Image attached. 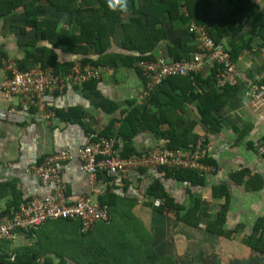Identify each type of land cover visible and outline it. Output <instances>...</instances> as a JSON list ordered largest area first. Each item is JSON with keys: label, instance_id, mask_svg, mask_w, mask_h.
<instances>
[{"label": "crops", "instance_id": "obj_1", "mask_svg": "<svg viewBox=\"0 0 264 264\" xmlns=\"http://www.w3.org/2000/svg\"><path fill=\"white\" fill-rule=\"evenodd\" d=\"M20 1L27 3L31 0ZM133 1L136 3L138 0ZM205 1L211 7L208 14L202 13L200 16L204 22L212 24L228 16L230 0ZM252 1L264 17V0ZM178 2L180 4L177 10L181 15H186L187 8L183 0ZM37 5L44 3L38 0ZM131 6L132 3L126 11L121 12L115 7L120 14V21L115 24L111 44L104 53H96L92 43L85 44L86 55H78L55 48L49 41H39V46L47 47L56 54L59 74H65L68 67L82 62L86 57L96 64H85L101 67L103 70L100 80L92 81L83 88L69 86L59 94L53 106L56 112L53 118L38 119L33 113L28 114L21 110L17 97L9 99L0 94V213L9 210L10 206H16L20 200L45 197L55 190L54 184L44 185L31 170L32 166L40 164L48 155L64 151L75 154L79 148L91 141L105 137L102 134H108L115 139L116 150L121 156L126 143L117 135L130 137L133 132L125 124L127 118L133 116L137 108L147 105L152 115L163 120L164 125L160 131L169 129V123L172 122L182 135L188 134V139H197L196 143L201 138L206 140L207 161L212 167L210 175L205 177L204 184L193 187L187 182L165 178L159 169L133 170L125 177L100 171L97 202L105 194V200L113 205L128 203L126 210L125 206L119 207L121 212L115 215L117 219L114 218L117 225L120 226L121 219L127 216L134 219L135 224L140 222L153 238L152 247L160 256H176L175 259L178 260L176 252L180 253L179 245L181 248L187 238L198 240L201 237V241L223 240L226 250L230 251L228 257L243 261L251 252H255L245 246L241 239L250 235L255 222L264 217V155L258 153V145L264 140V107L258 105L250 95L253 85L264 83V31L256 34L257 31L253 28L254 19L250 26L244 21L242 30L236 33L234 31V39L229 33L224 37L229 49L233 46L240 52L233 62L236 73L230 82L226 104L212 115L220 123L219 130L209 133L202 124L198 101L192 100L191 94H185L190 92L185 83L173 82L164 85L158 96V103L163 104L160 108L140 100L145 88L143 75L137 70L136 64L131 67L129 61H125L126 57L142 55L124 49V26L136 15L139 16V13L130 10ZM136 7L134 5L132 9L136 10ZM99 8L98 0H91L90 6L86 5L82 10L87 17L90 13L98 14ZM24 14L22 5L8 16L0 17V79L5 75V63L15 61L18 65V62L24 61L28 56L27 41L37 39L32 29L26 28L27 34H22ZM77 15L57 13L46 6L39 19H50L57 24V28L74 35L76 31L78 33V26L75 24ZM144 19L141 17L143 23ZM259 22L264 24L260 19L258 24ZM191 24L197 25L189 20L180 21L177 17L171 22L166 16L163 27L168 38L161 41L151 53L154 59H171L169 43L180 45L186 40L182 48H179L180 53L192 57L200 56L196 42L188 36ZM26 64L28 69L40 67L32 61ZM210 73L211 69L206 67L199 75L206 78ZM192 91L199 93L200 88ZM166 143L161 135L144 130L131 135L128 148L135 153H142L157 146H166ZM56 168L61 170L62 183L67 188L66 196L70 202L84 196H95L94 185L81 172L78 159L59 163ZM156 180L163 184L166 193L176 204L188 207L192 205L194 198L200 199L198 214L203 215L204 221L209 216L214 217L222 212L221 208L225 205V228L232 232V238L224 239L212 235L207 231V224L204 222L194 228L146 205L147 190ZM215 188H219L217 195H213ZM155 202L154 205L158 204ZM116 229H107L103 224H98L90 233L82 235L75 223L50 220L29 235L27 231H19L14 239L4 240L0 244V257L13 256L14 259L15 252L25 251L30 257H34L36 264H88L91 259H85L83 254L95 251L100 241L105 242L104 239L109 238L107 234L110 233L112 238L125 235L128 231L126 227Z\"/></svg>", "mask_w": 264, "mask_h": 264}, {"label": "trees", "instance_id": "obj_2", "mask_svg": "<svg viewBox=\"0 0 264 264\" xmlns=\"http://www.w3.org/2000/svg\"><path fill=\"white\" fill-rule=\"evenodd\" d=\"M41 1H43L44 5L40 6L37 5L38 0H31L27 3H23V1L21 2L20 0H0V17L8 16V14H10L18 6L23 5L25 18L24 31L22 34H27L25 30L28 28L34 30L37 36V39L34 41H30V39L27 41L26 44L29 48L27 51L28 56H26L24 61L18 62L20 69H28L26 68V63H31L32 61L41 68L45 69L52 67L56 73L59 72L57 71L58 62L56 54L53 50H50L47 47L39 46V41L41 40L49 41L55 48H59L65 52L78 55L87 54V48L85 45L87 43H92L96 49V53L98 54L104 53L105 50L109 48L115 24L120 21V14L117 12V10H115V7L117 6L118 11L121 12L119 8L121 0H98L100 4L98 14L93 15V13H90L87 17L85 16L82 9L86 5L89 7L91 0ZM126 2L127 8H129L132 3L130 10L136 12L137 14L139 13V16L136 15L134 19L124 26L126 34L124 49L142 54L140 56L133 55L125 58V61H129L131 67L133 65L135 66V64H137V62L140 60L154 59V56L151 53L161 41H165L168 38V35L163 27L166 16L169 20H171V22L177 17L180 19V21L187 22L189 20L195 22L197 25L203 26L206 29L208 36L216 43V45L223 46L224 49L230 54L231 60L233 62L235 61L236 55L240 52V50L233 48V46L232 49L230 48V50L227 47V44L224 42V37H226L229 33L232 34L231 36L234 39V31L235 33L237 31H241L244 27V21H246L247 24L249 23L248 26H250L254 19L255 24L253 28L257 31L256 34L259 35L262 31H264V24H262V22H259L258 24V20L260 19L264 21V17H262L260 12H258L257 7L254 5L252 0H230L228 6V16L226 18H222L219 22L212 24L211 22H204V20L200 18L202 13L208 14L211 7L210 3L205 0H183L184 6L187 8L186 15H181L177 10L180 4L178 0H138L136 3L133 0H126ZM134 5L137 6L136 10L132 9ZM46 6L50 7L57 13L71 15L78 14L75 23L78 26V33L76 31V34L72 35V32L61 30L57 28V24L50 19L40 21L39 15ZM140 16L145 18L144 23L141 21ZM237 24L238 27H236ZM188 36L191 37L193 41H195L194 35L189 32V29ZM186 41H182L180 45H172L169 43L168 48L171 59L177 61L182 59H191L192 56L184 55L179 51V48H182ZM22 43H24V41H22ZM198 51V54H202L200 50ZM81 61L84 64H96L95 61L87 57L83 58ZM222 69L223 66L216 65L212 68L211 73L206 78L199 74L189 75L186 77L169 78L156 88L155 92L151 94L146 102H150L160 108L163 106V104L158 103V96L161 94L164 85L171 84L173 82L185 83L189 86L190 90V92H185V94H191V99L198 101L197 106L203 126L209 133H215L219 130L220 123L217 122V120H215L214 116L212 115L213 113L219 112L225 106L226 96L231 88L230 82H228L223 88H217L215 85L217 78L216 75ZM137 70L140 72L139 69ZM198 87L200 88L199 93L192 91L194 88L197 89ZM146 106L147 105L137 108L135 111L136 113L126 120L125 124L128 126L129 130L133 132V135L144 130L152 131L157 135H161V137L167 142L166 146L169 149L188 148L190 145H194L196 143L197 139H188L187 133L182 135V133L177 130L176 126H174L172 122H168L170 124L169 129L163 132L162 130L160 131V128L164 125L163 120L157 119L155 115H152L151 109ZM148 109L150 117H147ZM102 135L106 138H111L108 136V134ZM117 137H122L124 143H126L125 146L127 147H125V151L121 154L122 158L138 154L128 148L130 137H124L120 134H118ZM159 170L163 172L165 178H171L178 182H187L193 187L202 185L205 182V177L194 171H169L166 169ZM218 190L219 188H215L213 195H217ZM147 194V201L145 204L160 214L171 215L174 220L194 228H197L202 222H204L202 219L203 215L198 214L200 199L194 198L192 205L188 207L186 205L176 204L175 201L168 196L163 184L159 180H156L148 188ZM99 200L100 205L106 207V209L109 211L111 218L107 223L98 224H103L105 227H107V229H119L120 227H126L128 231H126L125 235L115 236L112 238L108 232L109 234L106 236H109V238H105V242L100 241V244L95 249V251L83 254L85 255V259H91L88 264H177L176 259L173 256H160L153 249V238L150 237V234L140 222L135 224L134 219L131 220L127 216L124 219H121L120 226L117 225V221L114 219L116 218L115 215L121 212L119 207L125 206L124 210H126L127 205H129L128 203L122 204L120 206L117 204L113 205L112 203L105 200V194L102 195ZM157 200H159V203L154 205V202H157ZM23 201L24 200H20L14 207L8 206L9 210L3 214H10L11 212L17 211ZM24 202H26V200ZM221 209L222 212H219L214 217H208L209 219L206 220V229L212 235H216L219 238L229 239L232 238V232L227 231L225 228L226 214L224 211H226V206L224 205V207ZM56 221L63 223H75L77 224L79 232L81 233L79 221ZM126 224L133 225L126 226ZM34 230L35 229H31L27 231L28 233H25L29 235ZM88 233L81 234L87 235ZM241 240L245 246L250 247L255 253L264 256V217L258 219L255 222L251 234L244 236ZM76 254L78 255V253ZM14 256V259L13 256H9V258L0 257V262L2 264H36L34 257H30V254L26 253L25 251L18 253L15 252Z\"/></svg>", "mask_w": 264, "mask_h": 264}, {"label": "built area", "instance_id": "obj_3", "mask_svg": "<svg viewBox=\"0 0 264 264\" xmlns=\"http://www.w3.org/2000/svg\"><path fill=\"white\" fill-rule=\"evenodd\" d=\"M189 32L194 35L200 56L191 59L140 60L136 67L141 71L145 88L140 100L146 102L156 88L172 77H186L199 74L206 67L211 70L216 65L223 66L217 73L216 87L223 88L233 80L236 68L230 54L221 45L208 36L206 29L191 24ZM5 75L0 79V94L6 98L17 97L21 110L33 113L38 119L48 120L55 116L53 108L56 98L69 87L83 88L88 83L100 80L103 70L91 64L76 62L65 74H59L52 67L21 69L15 61L5 63ZM256 103L264 107V83L252 86L251 94ZM114 138L101 137L81 147L75 154L69 151L46 156L43 161L31 167L44 185L54 184L55 190L45 197H35L21 203L19 209L10 214L0 213V243L12 240L19 231H29L42 226L50 220H76L81 226V233H88L98 223L110 221L106 207L97 202L99 194V172L125 177L133 170L166 169L194 171L207 177L212 167L206 161L208 144L201 138L193 147L169 149L157 146L150 151L122 158L116 150ZM258 153L264 155V140L258 145ZM78 159L80 170L94 185V195L84 196L70 202L66 196L67 188L62 183L59 163ZM156 203H159L157 201Z\"/></svg>", "mask_w": 264, "mask_h": 264}, {"label": "rangeland", "instance_id": "obj_4", "mask_svg": "<svg viewBox=\"0 0 264 264\" xmlns=\"http://www.w3.org/2000/svg\"><path fill=\"white\" fill-rule=\"evenodd\" d=\"M200 238L198 237V240L187 238V241L181 244V248L179 245L180 253L176 252L179 256L176 260L177 264H264V256L251 252L243 261L233 259L234 257H228L230 251L226 250L223 240L218 242L212 240L201 241ZM159 243L160 241H158ZM214 258L216 259L213 260ZM233 260L236 261L233 262ZM212 261H215V263Z\"/></svg>", "mask_w": 264, "mask_h": 264}, {"label": "clouds", "instance_id": "obj_5", "mask_svg": "<svg viewBox=\"0 0 264 264\" xmlns=\"http://www.w3.org/2000/svg\"><path fill=\"white\" fill-rule=\"evenodd\" d=\"M119 8H120L121 11H126V9H127V2H126V0H121V3L119 5Z\"/></svg>", "mask_w": 264, "mask_h": 264}]
</instances>
